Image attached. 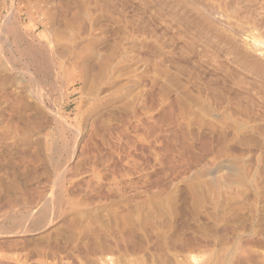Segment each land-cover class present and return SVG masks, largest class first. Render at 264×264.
Masks as SVG:
<instances>
[{"label":"rangeland","instance_id":"1","mask_svg":"<svg viewBox=\"0 0 264 264\" xmlns=\"http://www.w3.org/2000/svg\"><path fill=\"white\" fill-rule=\"evenodd\" d=\"M180 1L0 0V264H264V0Z\"/></svg>","mask_w":264,"mask_h":264},{"label":"bare ground","instance_id":"2","mask_svg":"<svg viewBox=\"0 0 264 264\" xmlns=\"http://www.w3.org/2000/svg\"><path fill=\"white\" fill-rule=\"evenodd\" d=\"M175 1H176V0H175ZM183 1H184V0H183ZM183 1H180L179 3L183 2ZM197 1H199V0H196L195 2H194V0H193L192 2L196 3ZM185 2H186V1H185ZM187 2H188V0H187ZM187 2H186V4H187ZM201 2L203 3L204 1H201ZM201 2H198V3H201ZM194 3H191V4H194ZM198 3H196V6H197ZM189 4H190V3H189ZM191 4H190V5H191ZM175 5H176V4H175ZM179 5H180V4H179ZM184 5H185V4H184ZM187 5H188V4H187ZM190 5H188V7H190ZM203 5H208V4H203ZM185 6H186V5H185ZM194 6H195V4H194ZM194 6H193V7H194ZM199 6L203 7L202 5H199ZM199 6H198V7H199ZM171 7H172V6H171ZM182 7H183V5H182ZM191 7H192V5H191ZM191 7L189 8V11H190ZM193 7H192V8H193ZM204 7H205V6H204ZM173 8H174V7H173ZM173 8H172V9H173ZM186 8H187V6L184 7V9H186ZM184 9H183V10H184ZM196 9L198 10V8H196ZM206 9H207V8H206ZM191 10H192V9H191ZM202 11H204V10H202ZM210 11H211V10H210ZM210 11H209V12H210ZM184 12H185V11H184ZM193 12H194V10H193ZM195 12H196V11H195ZM195 12H194V13H195ZM194 13H193V14H194ZM196 13H197V12H196ZM184 15H185V13H184ZM197 15H198V14H197ZM202 15H203V14H202ZM202 15H201V16H202ZM186 17H187V16H186ZM186 17H185V19H186ZM197 20H198V19H197ZM202 21H203V20H202ZM192 22H193V21H192ZM206 23H208V22H206ZM222 27H223V26H222ZM210 28H211V27H210ZM7 31H8V30H7ZM8 32H9V31H8ZM12 32H13V31H12ZM2 34H3V33H2ZM7 34H8V33H7ZM7 34H6V35H7ZM223 34H224V33H223ZM10 35H11V34H10ZM225 36H226V35H225ZM4 38H5V37H4ZM7 38H8V37H7ZM2 40H3V39H2ZM4 40H5V39H4ZM16 40H17V39H16ZM11 41H12V40H11ZM33 42H34V41H33ZM254 43H255V42H254ZM257 43H258V42H257ZM78 44H79V43H78ZM9 45H10V44H9ZM9 47H11V45H10ZM17 48H18V47H17ZM22 49H23V48H22ZM21 52H22V51H21ZM1 53H2V50H1ZM18 53H19V52H18ZM29 54H30V53H29ZM13 57H14V56H13ZM7 58H8V57H7ZM17 58H18V57H17ZM13 59H14V58H13ZM27 63H28V62H27ZM23 64H24V63H23ZM198 65H199V64H198ZM27 68H28V67H27ZM23 72H24V71H23ZM29 78H30V77H29ZM55 78H56V77H55ZM34 79H36V78H34ZM34 85H35V83H34ZM41 89H42V88H41ZM41 89H40L39 91H41ZM42 90H43V89H42ZM36 92H37V91H36ZM41 92H43V91H41ZM43 93H44V92H43ZM39 94H40V93H39ZM46 95H47V94H46ZM41 96H42V95H41ZM22 97H23V96H22ZM38 97H39V96L37 95V98H38ZM37 98H36V99H37ZM23 99H24V98H23ZM40 99H41V98H40ZM40 99H38V100H40ZM193 99H194V98H193ZM41 103H42V102H41ZM188 107H189V106H188ZM201 114H202V113H201ZM191 115H192V114H191ZM61 174H62V173H61ZM58 178H59V177H58ZM57 180H58V179H57ZM50 199H51V198H50ZM46 200H47V199H46ZM50 205H51V204H50ZM32 213H33V212H32ZM51 213H52V212H51ZM30 214H31V213H30ZM25 215H26V214H25ZM39 215H40V214H39ZM54 215H55V214H54ZM26 216H27V215H26ZM29 216H30V215H29ZM24 217H25V216H24ZM46 219H47V218H46ZM27 220H28V219H27ZM24 222H25V221H24ZM49 225H50V224H49ZM262 229H264V228H262ZM35 232H36V231H35ZM23 234H24V232H23ZM222 237H223V236H222ZM221 241H222V240H221ZM203 247H204V246H203ZM229 249H230V248H229ZM199 250H201V249H199ZM223 250H224V249H223ZM195 251H196V250H195ZM226 251H227V250H226ZM235 251H236V250H235ZM201 253H202V252H201ZM5 257H6V256H5ZM217 257H218V256H217ZM18 258H19V257H18ZM223 258H224V257H223ZM236 258H237V257H236ZM203 259H204V258H203ZM14 260H15V259H14ZM20 260H21V259H20ZM221 260H224V259H221ZM207 262H208V261H207ZM222 262H223V261H222ZM236 262H237V261H236ZM4 263H5V262H4ZM10 263H11V262H10ZM209 264H210V263H209ZM235 264H236V263H235Z\"/></svg>","mask_w":264,"mask_h":264}]
</instances>
